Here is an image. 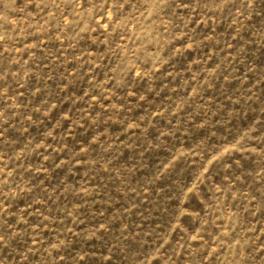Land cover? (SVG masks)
<instances>
[{"label":"rangeland","instance_id":"1","mask_svg":"<svg viewBox=\"0 0 264 264\" xmlns=\"http://www.w3.org/2000/svg\"><path fill=\"white\" fill-rule=\"evenodd\" d=\"M0 264H264V0H0Z\"/></svg>","mask_w":264,"mask_h":264}]
</instances>
